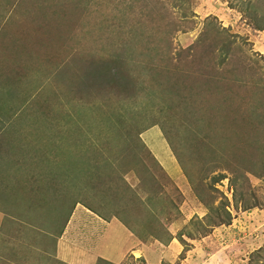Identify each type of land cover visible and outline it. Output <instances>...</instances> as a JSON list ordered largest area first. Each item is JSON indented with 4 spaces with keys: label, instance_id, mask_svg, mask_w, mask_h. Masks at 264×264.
<instances>
[{
    "label": "rangeland",
    "instance_id": "1",
    "mask_svg": "<svg viewBox=\"0 0 264 264\" xmlns=\"http://www.w3.org/2000/svg\"><path fill=\"white\" fill-rule=\"evenodd\" d=\"M0 156L54 206L120 193L152 264H264V0H0Z\"/></svg>",
    "mask_w": 264,
    "mask_h": 264
},
{
    "label": "crops",
    "instance_id": "2",
    "mask_svg": "<svg viewBox=\"0 0 264 264\" xmlns=\"http://www.w3.org/2000/svg\"><path fill=\"white\" fill-rule=\"evenodd\" d=\"M2 162L4 156H0ZM35 182L24 178L17 185L0 172V264H32L31 259L36 254L42 258V253L62 264H96L97 260L118 264L129 253L142 256L140 246L128 243L127 228L117 218L101 219L77 202L65 222H56L48 231L43 214L29 204L34 194L30 186ZM142 257L152 264L148 254Z\"/></svg>",
    "mask_w": 264,
    "mask_h": 264
},
{
    "label": "trees",
    "instance_id": "3",
    "mask_svg": "<svg viewBox=\"0 0 264 264\" xmlns=\"http://www.w3.org/2000/svg\"><path fill=\"white\" fill-rule=\"evenodd\" d=\"M56 178H57V176H55L54 178L53 177L48 178L47 179V185H45V186L44 185H41V186L38 185L39 187H36V186L31 187L32 193H34L33 195H35V192H36L38 196L37 197L32 196L29 204L33 205L32 209L36 208L37 211H40V214H43L44 209H47L46 211H48V212L51 211V207L54 206L56 204V202L58 201L57 198L54 199V195H56V192L58 191V189H57L58 186H56L57 182L55 183ZM119 194L120 193H118V192L116 194L114 193L112 198H110L107 201H104L105 206L103 207V210H105L106 213H108L110 216L116 217L125 227L129 228L128 223L122 218L120 213L113 211L111 209L112 207L108 204V203H110V204L114 205L115 208L118 209L119 208L118 205L120 204V198L118 196ZM116 199L119 202H117ZM33 200L37 201L36 205L33 204ZM76 202L79 203V201L76 200V197H71L69 202L65 201V207H63L64 204L62 203V200H61L59 202V205H60L59 208L66 210V206H69V208L71 207L70 208V211H71V209L73 208V206ZM81 203L85 208L89 209L91 212L95 213L97 216L102 217V219H107L109 217V216L108 217L104 216L102 214V212L98 210V207L93 206L92 204L87 205V203H83V202H81ZM59 205L54 206V210H57V207ZM67 214L69 215V213H66V216H68ZM43 216L45 217L44 219H46V217L48 220L51 218L49 213L43 214ZM65 220H63V223L65 222ZM56 226L57 225H55V227ZM104 262H106V261H104ZM106 263H109V262H106Z\"/></svg>",
    "mask_w": 264,
    "mask_h": 264
}]
</instances>
